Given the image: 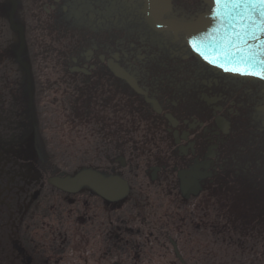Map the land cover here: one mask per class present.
Here are the masks:
<instances>
[{
	"label": "flooded vegetation",
	"instance_id": "flooded-vegetation-1",
	"mask_svg": "<svg viewBox=\"0 0 264 264\" xmlns=\"http://www.w3.org/2000/svg\"><path fill=\"white\" fill-rule=\"evenodd\" d=\"M21 1L14 21L23 27L26 41ZM171 2L165 19L183 23L210 10L204 0ZM11 9L9 0H0V264H110L115 247L119 256L113 264H121L130 243L121 215L132 193L128 159H139L142 152L135 147L136 137L145 146L169 144L149 156L153 164L145 174L150 179L165 175L179 190V171H192L200 194H233L246 209L249 222L243 235L264 224V81L233 78L197 61L183 33H157L146 24L141 0L40 4L49 19L42 28L69 37L68 62L51 69L59 71L68 94L53 101L76 109L90 104V116L99 125L96 132L105 135L107 162L105 170L90 168L125 179L131 193L110 203L87 190L67 194L50 186V178L75 173L42 175L46 160L40 159L39 148L30 147L29 120L21 117L28 104L45 97L29 94L24 70L26 94H7L3 79L13 58L10 39L19 37L9 19ZM62 15L75 25H64ZM111 67L131 76L142 94L115 77ZM30 76L32 82L31 70ZM13 103H22L20 116L8 110ZM169 242L177 245L171 238Z\"/></svg>",
	"mask_w": 264,
	"mask_h": 264
},
{
	"label": "rangeland",
	"instance_id": "rangeland-1",
	"mask_svg": "<svg viewBox=\"0 0 264 264\" xmlns=\"http://www.w3.org/2000/svg\"><path fill=\"white\" fill-rule=\"evenodd\" d=\"M44 1H21L27 26L25 58L33 75L32 95L45 97L43 102L23 104L28 107L21 119L29 120L30 147L39 148L40 159L46 160L42 168L46 178L51 173L74 174L88 167L105 170V135L96 132L99 125L90 116V104L81 103L76 109L69 102L53 101L68 94V86L58 80L59 71L51 69L53 64L68 62L70 46L66 45L69 37L63 39L58 31L42 28L43 23L46 26L49 23L40 10ZM61 19L66 26L75 25L73 18L67 15H62ZM10 40L9 53L13 58L8 61L9 71L3 81L8 83V95H12V91L21 94V90L26 94L25 74L16 60L19 41L15 36ZM21 104L13 103V108L8 110L20 116ZM133 140L142 152L138 154L139 159H128L131 176L127 178L132 193L123 204L121 215L130 243L125 257L118 260L121 264H264V256H260L264 250L261 234L264 224H255L252 235H243L249 218L246 209L235 202L233 194H200L189 201L183 200L178 185L170 183L167 176L162 175L153 182L145 174L153 164L149 156L156 150L167 149L169 144L163 141L145 146L143 139ZM238 212L246 213L247 219L243 216L242 220ZM110 232L114 229L110 228ZM170 238L177 243L183 263L176 258ZM112 253L110 264L119 256L117 247Z\"/></svg>",
	"mask_w": 264,
	"mask_h": 264
},
{
	"label": "water",
	"instance_id": "water-1",
	"mask_svg": "<svg viewBox=\"0 0 264 264\" xmlns=\"http://www.w3.org/2000/svg\"><path fill=\"white\" fill-rule=\"evenodd\" d=\"M12 9L9 19L14 31L19 32V48L16 52L17 64L26 72L29 94L34 89L33 77L31 82L30 66L26 62V41L23 27L16 25L14 15L17 10V0H9ZM144 3L143 13L146 24L157 33L171 32L175 36L180 33L185 35V41L194 58L211 68L215 72L250 81H264V79L253 75H242L238 72L226 71L248 62L249 71H259L261 61H264V6L239 7L231 6L226 9L225 14L217 16L216 0H204L210 8L203 12L192 22H180L165 19L172 11L171 0H141ZM239 33V36L236 34ZM196 45L194 47L193 45ZM207 57V58H206ZM210 61H216L211 63ZM223 64L224 67L219 65ZM115 77L122 79L137 93L135 80L124 73L120 68L111 67ZM32 74V70H31ZM180 195L183 200L189 201L200 196L201 187L193 178V172L179 171ZM151 181H156L153 177ZM50 186L67 194H79L87 190L92 194L101 196L110 203H118L126 200L131 188L128 181L116 175H107L93 168H82L74 175L58 176L48 180ZM175 255L182 263L178 247L172 242Z\"/></svg>",
	"mask_w": 264,
	"mask_h": 264
},
{
	"label": "snow or ice",
	"instance_id": "snow-or-ice-1",
	"mask_svg": "<svg viewBox=\"0 0 264 264\" xmlns=\"http://www.w3.org/2000/svg\"><path fill=\"white\" fill-rule=\"evenodd\" d=\"M217 5V16L225 14L226 9H228L229 6L233 8H239V7H259L264 6V0H216ZM239 36V33L236 34ZM196 47V45H193ZM207 58V57H206ZM211 63H215L216 61H210ZM261 65H264V61H261ZM220 67H224L223 64L219 65ZM255 67L254 65H249L248 62L243 63L240 66L232 67V68H226V71H233L238 72L242 75H253L258 76L261 79H264V67H261V70L259 71H249V67Z\"/></svg>",
	"mask_w": 264,
	"mask_h": 264
}]
</instances>
